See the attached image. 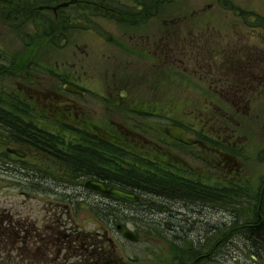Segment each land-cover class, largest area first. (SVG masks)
<instances>
[{"label":"flooded vegetation","instance_id":"1","mask_svg":"<svg viewBox=\"0 0 264 264\" xmlns=\"http://www.w3.org/2000/svg\"><path fill=\"white\" fill-rule=\"evenodd\" d=\"M3 7L0 5V12ZM60 11L55 13L59 15ZM18 18L15 17L16 26L11 28L16 31H20L23 25ZM26 36L32 39L33 33ZM22 39L24 41L23 36ZM131 39L133 47L128 53H140L139 60L150 66L146 70L158 69V82L147 80V83L149 88L157 85L160 90L165 84L163 74L167 61L164 38L158 37L157 41L150 42V35L142 34L140 38L131 36ZM144 39H148L146 48L140 43ZM23 50L22 55L33 51L22 48L15 53L0 52V73L13 78L11 82L15 86L12 89L9 83L5 86L4 82L0 85V184L6 189L14 188L26 199L47 192L54 201L49 200V206L44 209L43 224L36 216L23 218L19 212L0 207V264H22L30 261L31 257L33 263L42 264H101L98 255L102 250L98 242H104L98 241L101 239L98 234L103 231L117 235L127 230L141 231L145 225L137 218L146 211L142 206L149 201L154 202V197L172 202L183 199V204L190 211L199 206L198 200L204 197L228 202L231 183L241 185L245 181L246 177H233L231 173L230 162L235 156L222 147L227 142L225 139L216 135L210 138L202 129L176 120L167 122L165 114L160 112V123L153 128L158 138L150 137L148 109L153 105L150 103L161 105L167 100L161 94L133 95L131 91H135V84L138 85L136 88L143 84L131 80L136 64L142 63L134 58V54H127L126 59L119 56L114 59L116 70L121 68L123 75L111 73L109 75L113 78L110 81H104L98 75V82L92 87L84 79L86 70L83 63H64L58 73L60 76L55 77L51 66L43 69L39 54H29L25 60L19 57ZM148 55H152L154 63L150 64ZM101 66L98 61V68ZM248 84L251 83L244 82L243 86L248 87ZM259 85L264 87V81ZM155 116L156 113L152 112L156 120ZM168 126L182 127L193 143L186 144L170 136ZM81 137L89 139V149L79 151L78 155L84 152L91 154L94 164L91 158L76 157L70 152L72 138L80 140ZM215 140L221 151L207 147ZM90 144H95L94 151ZM214 154L224 160L222 169L225 176H215L211 172ZM156 169L161 174L159 177L147 174ZM198 176L210 182L201 185L200 193L197 181L205 182ZM150 178L162 185L160 191L153 189L154 183ZM233 178L237 180L232 181ZM90 181L102 183L107 189L130 192L136 200L111 197L88 187ZM147 188L156 194L146 191ZM216 188L221 191H215ZM256 196L250 218L243 219L238 225L243 232L264 229L263 176ZM172 202L168 206L173 209L169 215H188L181 206L174 209ZM204 205L209 206V202ZM86 219H93V229L87 228ZM159 225L166 228L163 222ZM222 226L230 227V224L224 222ZM110 242L116 250L115 241L110 238ZM241 242L246 246L253 245L251 240ZM3 253L7 254L8 260ZM87 256L95 259L85 261ZM196 257L197 262L200 256ZM108 264L114 263L110 261Z\"/></svg>","mask_w":264,"mask_h":264},{"label":"rangeland","instance_id":"2","mask_svg":"<svg viewBox=\"0 0 264 264\" xmlns=\"http://www.w3.org/2000/svg\"><path fill=\"white\" fill-rule=\"evenodd\" d=\"M6 1L5 5L9 9L15 8L17 4L21 5L19 0ZM42 1L49 6V9L39 11L41 15L36 16L42 19L46 17V21L49 19L51 21V18L54 20L55 17L59 20V15L55 12L60 9V16L64 18L65 15L70 16L71 21L76 20V17L84 11L88 12L84 3L61 7L59 5L68 0ZM117 1L130 7L137 2L136 0ZM227 1L232 3L233 9L226 8ZM79 8H83L84 11H80ZM1 12L0 52L15 53L22 48L33 49L31 54L28 52L22 55L24 50L21 51L19 57L25 60L29 54H39V59H42L41 64L44 65L43 69L51 66L55 77L60 76L58 73L62 71L64 63L73 61L83 63L86 70V73L83 71L84 79L92 87L96 86L98 75L102 80L110 81L113 75L109 74L122 72L121 68L116 70L117 62L114 59L118 56L126 59L127 54L129 56L134 54V58L142 62L139 60L140 53H128L133 47L131 36L140 38L142 34L150 35V42L157 41L158 37L164 38L167 56L163 74L164 87L160 90L157 85L149 88L147 80L158 82L159 73L157 68L152 71L146 70L150 66L145 65L144 62L136 64L131 79L138 84L140 81L143 83L140 88H136L138 85L135 84V91H131L133 95L166 96V103L161 105L150 103L153 104L148 109L150 137L158 138L153 128L159 125V120L162 118L158 115L159 112L165 114L167 122L176 120L202 129L210 138L216 135L227 141L225 147H222L235 156L230 162L233 177H246L241 185L231 183L228 189L230 193L228 202L224 199L210 200L204 197L203 202H209V206H205L202 199H199V206L193 207L194 210H190V214L179 218L176 215H169L171 214L169 211L173 209L168 206L160 207L157 202L159 199L154 197V202L149 201L142 206V210L146 211L137 218L145 225L141 231L136 232L140 238L138 243L122 238L120 234L119 236L114 232L103 231L98 234L101 235L98 241L104 242L101 247L102 254L98 255L101 264H108L110 261L114 264H127L128 261H124L128 260L127 258H131L130 264H264V250L258 251L255 247V252H252L251 246L241 242L251 239L247 232H240L241 235H238V232L232 230L238 226L234 225L238 219L250 218L252 206H255L256 193L260 188L261 176L264 177V162H262L264 160V87L259 85L264 81V23L256 25L261 19L256 14L264 17V0H173L171 3L158 4L156 12L140 10L139 14L125 18L118 13V18H122L119 20L108 13L109 11H105L107 16L100 14L97 18L86 21L85 26L90 27L89 29L71 26L65 31L51 32L45 36L41 34L42 31L34 29L35 23L23 21L26 17L15 11L10 19L12 21L15 16H19L18 22L23 23V29L20 31L11 29L6 21L8 13ZM242 12L250 15L244 16ZM254 28H257V31ZM98 32L104 34L98 35ZM27 33H33V38L26 36ZM22 36L26 41H23ZM147 42L148 39L140 40L144 48ZM148 56L150 64L154 63L152 55ZM18 60L16 56V61ZM98 61L103 66L98 68ZM12 79L0 73V85L4 82L7 86L9 83V87L15 89ZM244 82L251 84L244 87ZM152 112L156 113V120L152 117ZM71 142L70 152L77 155L76 157L80 155L92 157L87 152L78 155L79 151L89 149V139L72 138ZM213 142L215 145L219 144L216 140ZM94 145L90 144L92 151ZM213 157L214 165L211 172L215 176H225L222 169L224 160L216 154ZM94 162L95 159H92L91 163ZM151 175L153 176V173ZM198 178L205 183L198 180L196 187L201 188V185L210 184L208 179L199 176ZM235 180L237 178H233L232 181ZM150 181L159 186H153L155 191L162 188V185L154 182L152 178ZM154 190L147 188L146 191L153 193ZM49 200L53 202L54 198L47 192L26 199L14 188L6 189L0 184V207L19 212L23 218L31 219L36 216L41 224L45 215L44 209L50 204ZM192 202L194 201H190ZM159 208L163 209L162 213L167 212L166 217L161 211L156 210ZM85 213L90 217L88 212ZM92 220L86 219L89 224L88 229H93ZM162 222L166 228L160 227L159 224ZM224 222L225 224L228 222L230 227L222 226ZM151 228L155 229L145 230ZM154 231H159L160 235L152 234ZM110 238L121 244L117 246V252ZM210 240L214 243L209 244ZM253 245L256 243L253 242ZM206 252L218 253L219 256L215 260L210 258L211 260L208 261ZM257 253L262 256L258 257ZM196 255L201 257L197 262ZM3 257L9 259L6 253H3ZM90 259L95 257L87 256L85 261ZM162 259L170 262H161ZM33 262L31 257L30 261L22 264H42Z\"/></svg>","mask_w":264,"mask_h":264},{"label":"trees","instance_id":"3","mask_svg":"<svg viewBox=\"0 0 264 264\" xmlns=\"http://www.w3.org/2000/svg\"><path fill=\"white\" fill-rule=\"evenodd\" d=\"M2 1L4 2V0H0V5L4 4V3H1ZM19 1H20L21 5L17 4L15 6V8L11 7V9H9L5 5L7 3V1L3 5L4 7H3L2 12L8 13L7 20H6L8 22V24L12 25V26H16V24H15V17L16 16L13 18L12 21L10 19V16L13 14V11H15V12L22 14L23 17H26V19H24L23 21L28 20V21L32 22V20H33L32 23H35L34 26L36 27L34 29H36L37 31L39 30L40 32L42 31V32H45L46 34H49L51 32H53V33L58 32L59 33L61 31H65L66 29L71 28V26H75L77 28H83V29L88 28L89 29L90 27L85 26L86 21L93 20V18H95V17L97 18L98 15H100V14L102 16H107L105 11H109L108 13L112 14L114 17H117V19L119 20L122 18H118L119 17L117 15L118 13L123 15V17L125 18V17H128L130 15L135 16V15L139 14L140 10L147 11V12L148 11L156 12L158 10V4L171 3L173 0H136L137 1L136 4L131 5V7H130V5L121 3L117 0H81L80 4H83V3L86 4L85 7L88 10V12L86 13L83 8H79L80 11L83 10L84 13L79 14L78 17H76V20H72V21L70 20V18H71L70 16L65 15V18H64V16H60L61 11L59 14V20L55 17L54 20L51 18V21H49L50 19L48 21H46V17H44L42 19V17L36 16L37 14L41 15V13L38 10V5L43 2L42 0H19ZM9 3H12V2L9 1ZM137 4H138V6H137ZM225 5H226L227 9H233L234 8V6L232 5L231 2L228 3V1H227ZM154 14H156V13H154ZM246 14L250 15L249 13H246ZM246 14H244V12H242V15L248 16ZM256 15L259 18H261L258 20L256 25L263 24L264 23V17L261 15H258V14H256ZM60 17L62 18L61 20H60ZM91 30H93V29H91ZM152 186L158 187L157 184H153ZM182 200L183 199H176V200H174V202H172V201H168V199H167V200H158L157 202H158V205L162 208L170 206V202H172L174 209L179 208L178 205H180L181 207H183L185 209V211L188 214H190L191 211H189L185 207ZM181 201H182V203H181ZM201 201H203V200H201ZM168 202H169V204H168ZM198 202H200V201H198ZM159 210L162 213L163 209L161 210L159 208ZM166 213L167 212L164 211L163 214H166ZM232 230H233V232H235L234 228H232ZM236 232H238V235H241L240 234L241 228L238 227L236 229ZM155 233H158L160 235L159 231H154L152 234H155ZM246 234H248L249 238H251L249 240L256 243L255 246L251 247L252 252H255V247L257 248L258 251L264 250V229L252 230V231L248 230ZM210 243L213 244L214 241L210 240ZM257 255H258V253H257ZM218 256H219L218 253H210L209 256H207V259H208V261L211 259L215 260V258ZM260 256H262V255H258V257H260ZM92 258H94V257H92ZM98 260H100V258H98Z\"/></svg>","mask_w":264,"mask_h":264},{"label":"water","instance_id":"4","mask_svg":"<svg viewBox=\"0 0 264 264\" xmlns=\"http://www.w3.org/2000/svg\"><path fill=\"white\" fill-rule=\"evenodd\" d=\"M68 4L69 3H63L62 5L66 6ZM62 5H59V6H62ZM168 132L174 138L189 142V141L186 140L185 132L183 131V129H181L179 127H176V128L170 127V128H168ZM88 186H90V187H92L94 189H97V190L99 189V190H101L103 192H106L110 196H113V197H121V198H124V199H127V200H135V197L131 193H127V192H124V191H121V190H118V189L106 190V187L103 184L95 182V181H92V182L88 183ZM125 236L127 238L131 239V240H136V237L130 231L125 232Z\"/></svg>","mask_w":264,"mask_h":264},{"label":"bare ground","instance_id":"5","mask_svg":"<svg viewBox=\"0 0 264 264\" xmlns=\"http://www.w3.org/2000/svg\"><path fill=\"white\" fill-rule=\"evenodd\" d=\"M160 190H161V188H160ZM169 213H171V212L169 211Z\"/></svg>","mask_w":264,"mask_h":264}]
</instances>
